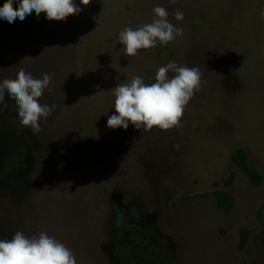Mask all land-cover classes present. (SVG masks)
<instances>
[{
    "label": "rangeland",
    "instance_id": "rangeland-1",
    "mask_svg": "<svg viewBox=\"0 0 264 264\" xmlns=\"http://www.w3.org/2000/svg\"><path fill=\"white\" fill-rule=\"evenodd\" d=\"M74 2L82 11L66 21L0 18V82L54 73L39 102L57 106L34 134L14 100L0 104V239L46 232L77 264H118L112 225L133 215L158 248L167 243L152 264H264V0ZM157 6L183 35L127 56L119 33L151 23ZM169 61L201 72L180 126L108 128L114 88L134 76L155 83ZM237 149L260 185L234 162ZM216 191L232 196L230 212Z\"/></svg>",
    "mask_w": 264,
    "mask_h": 264
},
{
    "label": "clouds",
    "instance_id": "clouds-1",
    "mask_svg": "<svg viewBox=\"0 0 264 264\" xmlns=\"http://www.w3.org/2000/svg\"><path fill=\"white\" fill-rule=\"evenodd\" d=\"M176 2L170 0L172 4ZM80 3L87 6L91 0H80ZM33 11L37 17L44 13L49 21H66L82 9L74 0H19L18 7L13 6V0H5L0 7V18L11 24L17 18L23 21ZM153 12L151 23L135 30L128 27L119 33V42L127 56H136L141 49L154 48L157 41L167 45L183 35L182 28L168 21L169 13L164 7L157 6ZM261 16L264 17V10ZM175 18L183 20L184 15L177 10ZM170 71L175 75L169 77ZM53 77L54 73H44L42 78H35L21 70L16 78H5L0 82V104L7 106L6 94L8 99L14 100L20 124L30 128L34 134L42 130L41 119L49 117L57 107L39 102ZM200 87L199 68L178 66L174 61L158 68L155 83L146 84L140 76H134L129 83L114 88L115 114L108 117L107 127L126 130L130 123L136 129L146 131L154 127L160 130L179 127L186 106ZM0 264H77V260L64 243L46 232L28 237L17 231L10 239H0Z\"/></svg>",
    "mask_w": 264,
    "mask_h": 264
},
{
    "label": "trees",
    "instance_id": "trees-1",
    "mask_svg": "<svg viewBox=\"0 0 264 264\" xmlns=\"http://www.w3.org/2000/svg\"><path fill=\"white\" fill-rule=\"evenodd\" d=\"M232 158L236 165L247 174L251 183L261 184L262 176L248 164L243 150H235ZM213 194L217 206L227 213L230 212L234 205L232 196L226 191H216ZM112 233L114 236L112 255L118 264H152L168 255L167 243H161V247L158 248L147 235L141 233L136 217L133 215L117 218L112 225ZM244 245L245 239L241 247Z\"/></svg>",
    "mask_w": 264,
    "mask_h": 264
}]
</instances>
